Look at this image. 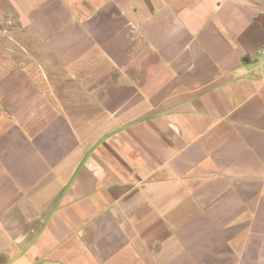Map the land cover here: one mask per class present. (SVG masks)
<instances>
[{"label":"crops","instance_id":"1","mask_svg":"<svg viewBox=\"0 0 264 264\" xmlns=\"http://www.w3.org/2000/svg\"><path fill=\"white\" fill-rule=\"evenodd\" d=\"M264 0H0V264H264Z\"/></svg>","mask_w":264,"mask_h":264},{"label":"built area","instance_id":"2","mask_svg":"<svg viewBox=\"0 0 264 264\" xmlns=\"http://www.w3.org/2000/svg\"><path fill=\"white\" fill-rule=\"evenodd\" d=\"M259 55L263 57L264 59V45L261 47V49L259 50Z\"/></svg>","mask_w":264,"mask_h":264}]
</instances>
